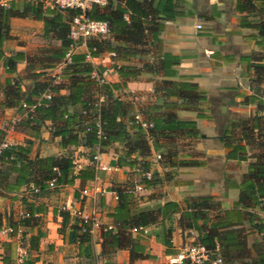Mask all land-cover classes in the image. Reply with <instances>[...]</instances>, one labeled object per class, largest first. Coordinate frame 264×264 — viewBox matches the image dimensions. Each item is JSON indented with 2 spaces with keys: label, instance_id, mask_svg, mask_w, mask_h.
Listing matches in <instances>:
<instances>
[{
  "label": "crops",
  "instance_id": "0c3cea01",
  "mask_svg": "<svg viewBox=\"0 0 264 264\" xmlns=\"http://www.w3.org/2000/svg\"><path fill=\"white\" fill-rule=\"evenodd\" d=\"M22 1L13 0L17 6ZM40 1L43 8L52 7L47 2ZM156 1L152 0V3ZM173 2L176 15L160 20L158 40H151L148 34L147 43L142 46L147 51L145 54L116 60L108 55L109 52H103L92 57L90 63L94 71L104 74L106 83L119 81L114 70L115 65L137 68L135 78L126 80L121 88L113 90V95L128 103L131 112L147 110L152 105V114L169 111L175 114L177 120L193 121L197 137L177 136L173 138L174 142L169 143L156 136L160 147L154 149L152 138L144 130L143 137L146 138L150 152L143 155L140 150H135L133 157L138 163L147 161V168L154 176L161 178L150 188H144L140 184L138 188L135 187L139 180L135 170L115 164L116 152L121 149V144L113 142L105 152L100 153V161L110 169L94 170V177L91 179L74 178L71 184L59 185L46 195L34 198L28 191V185L15 190L0 189L2 222L8 216L14 217L18 211L29 205L32 206L34 214L41 215V229L44 234L39 239L37 251L34 253L37 257L34 264H169V256L175 254L183 245L196 241L215 216H221L224 210L232 209L233 204L240 199L242 191L239 184L258 147L247 145L244 159H227V149L219 141V136L227 128L229 121L251 116L254 112V105L241 103V95L249 94L250 89L247 79L241 76L244 66L241 65L239 57L258 50L255 45V30L239 25L243 12L235 11L236 0ZM197 23L200 24L199 29L195 26ZM42 31V20L31 16L11 17L8 37L2 42L4 54L22 51L32 55L39 49L59 46V40L51 34L43 36ZM85 50L84 45H78L70 53H83ZM162 53L168 55L169 60L175 61L169 67L174 73H164L156 66ZM145 63L154 66L143 67ZM63 65L64 60H61L52 67L37 69L35 71L41 70L42 74L32 78L26 70L24 60L15 64L14 72H7L0 62V102L3 99L5 81H19L21 102L33 85L44 81L46 77L63 81L57 77ZM162 81L194 83L197 89L203 92L204 100L171 96L167 89L169 86L163 85ZM61 92L64 93L65 90ZM262 98L264 99V79ZM70 109L78 110V106ZM25 111L26 108L18 106L0 107V137L6 139L9 144H24L25 140H30L31 158L61 154L63 151L58 146V138L49 134L48 122L41 125L35 133L19 124ZM123 129L128 131L130 139L134 137L135 130L128 127L127 121ZM230 131L231 135H239L238 129ZM174 147L178 159L193 160L195 164L168 168L155 159V154H159L160 150ZM72 151L83 165L88 150L77 146ZM167 171L172 173L171 178L163 176ZM14 176L15 174L11 173L9 181L12 182ZM127 187H131L135 208H152L165 201H173L179 207V211L163 221L143 227V230L139 231L143 237V252L150 255L149 258L131 261L127 248L102 253L103 227L114 225L109 213L113 211L117 201L114 198L115 191ZM82 189L87 190L86 195L81 194ZM199 197L203 199L200 200V210L202 209L205 215L195 219L196 226L193 227L192 220L184 217L183 212L190 211V205L198 202ZM61 204L94 213L98 225L91 227L86 241L78 243L75 240L71 217H68L65 227H60L61 218L55 214L54 207ZM37 209L40 212H37ZM246 210L263 217L258 206ZM161 225L170 229L168 237L170 248L175 251L173 254H165V247L159 241ZM139 232L130 230L129 233L133 237ZM29 233L25 231L22 240L19 235H0V264H21L16 261V247L19 242L25 246ZM217 233L215 251L218 252L221 240L222 243H230L224 247L228 255L226 264H264L260 262L264 259V233L258 232L245 216L239 223L233 222L231 225L219 227ZM3 241H11L10 252L1 246Z\"/></svg>",
  "mask_w": 264,
  "mask_h": 264
},
{
  "label": "trees",
  "instance_id": "16d2710c",
  "mask_svg": "<svg viewBox=\"0 0 264 264\" xmlns=\"http://www.w3.org/2000/svg\"><path fill=\"white\" fill-rule=\"evenodd\" d=\"M236 12H243L239 25L255 30V45L257 51L241 55L239 60L244 66L241 76L247 79L249 94H242L241 103L254 105V112L251 116L240 117L234 121H229L227 128L219 136V141L227 149L225 158L244 159L247 145H255L258 151L252 155L253 161L248 164L247 171L243 176L239 186L242 191L240 199L233 204L232 209L224 210L221 216H215L203 233L199 235L193 243L203 245L209 251V258L218 255L221 258L220 264H226L228 255L224 247L230 245L229 241L219 242L218 252L215 251V241L217 229L244 220V216L258 232L264 233V99L262 98V83L264 79V0H236L234 5ZM77 11L72 9H59L55 7H42L40 0H23L17 6L13 0H6V5H0V62L7 72H14L15 64L24 60L26 70L30 72V77L37 78L42 74L41 70L54 66L64 60L57 77L63 81H54L55 77H46L44 81L33 85L29 93L21 102L25 105H33L32 111L26 110L25 115L19 121L22 126L31 129L33 133L39 127L48 122V131L51 137L58 138V146L63 151L59 155H46L41 157H29L30 140H25L24 144H9L0 155V189L15 190L23 185H33L37 192L30 195L34 198L43 196L59 185L71 184L74 178L80 180L94 177V169L86 165L78 169L75 173L72 169V149L82 146L88 151L86 157H91L95 152H105L113 142L121 144V149L116 152V162L118 167L127 166L135 170L138 165L147 168V161H138L133 157L135 150H140L143 155L150 152L146 138L143 137L144 130L134 125H128L134 129V137L130 139L128 131L124 130L125 121L131 114V107L128 103L119 100L113 95V90L123 86L126 80L135 78L137 68L130 65L114 66L117 73L118 82L104 83L96 85L89 75L93 70L90 62L84 58V53H70L66 60V54L70 49L71 41L68 38L69 21ZM173 0H108L103 7L92 6L87 11V15L93 19L106 20L110 26V34L107 37L90 38L86 41L88 49L94 47L95 51L91 56H98L103 52H113L112 58L124 60L130 56L143 55L147 51L142 48L147 43V36L151 40L157 39V32L161 29L160 20L173 17ZM127 15V20L123 18ZM31 16L43 22V36L51 34L59 40L58 47H50L37 50L36 53L28 55L22 51L10 52L5 55L2 50V42L8 37L9 19L11 17ZM168 55L162 53L156 66L164 73H174L169 69L174 60H169ZM154 65L143 64V67H153ZM163 85H168L169 95L187 98L189 100L203 101L204 94L199 91L194 83L162 81ZM164 87V86H163ZM170 89V90H169ZM174 89V91H172ZM61 90H65L64 93ZM48 91L49 99L40 98L39 95ZM20 88L17 79L5 81L3 86V99L0 102L1 108L20 105ZM102 94L104 99L97 106L94 105L96 97ZM78 106V110H71V107ZM150 106L147 110H137L152 126L147 129L149 137L152 138L153 148H159L157 137H161L169 143L174 142L177 136L197 137V131L193 121L177 120L172 112L162 114H152ZM100 122L101 135L97 136L94 126V117ZM238 129V136L231 135L230 130ZM235 133V132H234ZM159 163L163 167H177L194 165L193 160L178 159L176 147L160 150ZM53 167L55 169H53ZM15 174L14 180L9 181V175ZM165 178H171V172H165ZM55 178L52 188L47 187V181ZM160 177L152 174L150 180L137 181V184L144 188H150ZM132 187V186H131ZM131 187L117 189L116 204L113 211L109 213L113 222L112 229L102 232V253H111L117 249L127 248L129 260L149 258L143 252V237L140 230H136L135 236H131L130 230L138 227H146L158 221H163L172 213L179 211L178 205L173 201H165L152 208H135ZM202 198H197L198 202L190 205V211H184L183 216L192 220L205 215L200 210ZM244 201V202H243ZM253 206H258L263 217H259L255 212L246 210ZM243 209V210H242ZM23 211L28 213L27 217L8 216L2 222L0 213V227L7 225L12 228L9 236L15 235L17 228L21 229L20 240L23 239L25 231H29L25 247L27 256L21 264H34L37 257L39 239L44 231L41 229V215H33L34 210L31 205L26 206ZM37 212L38 211L37 209ZM60 227L68 224L66 212L60 213ZM74 237L78 243L87 240L88 233H79V227L74 224ZM34 230V232L32 231ZM169 228L161 225L159 241L165 247V254H173L169 241ZM227 232L224 233L226 237ZM221 236V238H224ZM158 239V233H157ZM220 239V238H219ZM226 239V238H225ZM230 239V238H229ZM264 239V235H263ZM22 244V243H21ZM1 246L5 251L10 252L11 241H3ZM31 254V255H30ZM264 262V259L260 261ZM179 264H189L187 260ZM202 264H208L206 261Z\"/></svg>",
  "mask_w": 264,
  "mask_h": 264
},
{
  "label": "built area",
  "instance_id": "2783aa9c",
  "mask_svg": "<svg viewBox=\"0 0 264 264\" xmlns=\"http://www.w3.org/2000/svg\"><path fill=\"white\" fill-rule=\"evenodd\" d=\"M43 2H47L50 6L59 8V9H72L77 11L75 15H73L69 21L68 27V38L71 41L70 49L66 54V58H69L70 51L74 49L78 45H84L86 50L84 53V58L86 61L90 62L93 56H91V52L95 51V48L92 47L88 49L86 47V41L90 38H101L106 37L110 34V26L108 21L101 20V19H93L87 15V11L90 10L92 6H104L107 4L108 0H42ZM0 5H6V0H0ZM123 18L127 20V15L123 14ZM196 28H200V24L197 23ZM108 55L110 57L114 56L113 52H109ZM104 74L97 73L96 71L92 70L89 78L96 84L101 85L106 83ZM50 93L48 91L42 92L37 100L40 98L49 99ZM104 99L102 94H99L96 97V101L94 105L97 106L101 103ZM21 107L26 108V110L32 111L33 105L27 106L24 102L20 103ZM94 126L96 127V134L97 136L101 135L100 132V122L98 118L94 117ZM127 125H134L140 129L147 130L149 129L152 124L148 121L139 111H134L130 118L127 120ZM9 145L6 139L0 137V155L2 151ZM160 156L158 153L155 154V159H158ZM72 169L75 173L78 169L83 166L90 165L93 167L94 170H109L110 167L100 161V152H95L91 155V157H84V163H80L78 161V157L73 155L72 158ZM53 169H55L53 167ZM135 172L138 174L139 179L141 180H150L152 178V172L150 169L143 167L142 165H138L135 168ZM55 183V178H51L47 181V187L52 188ZM28 191L31 193L37 192V188L33 185L28 186ZM135 187H139L138 184ZM82 195L87 194L86 189L81 190ZM114 198L117 199L116 193L114 194ZM54 212L57 216H60L61 212H66L68 217H71L73 223L79 227V233H88L91 230L92 226H97L98 222L95 219L93 212H84L79 207H72L69 205L61 204L54 207ZM36 215V214H33ZM28 213L20 210L17 212L16 217H27ZM112 229L110 225H106L103 227V230ZM143 230V228L138 227L137 229H132L133 231L136 230ZM12 231V228L7 225H2L0 227V235H9ZM21 229L17 228L15 235H19L20 237ZM27 256V249L26 247L19 242L16 247V261L22 262V260ZM187 260L189 264H202L203 262H207L208 264H220L221 258L218 255L209 258V251L201 244L197 243H188L183 245L178 249V251L168 257L169 264H179L182 261Z\"/></svg>",
  "mask_w": 264,
  "mask_h": 264
}]
</instances>
